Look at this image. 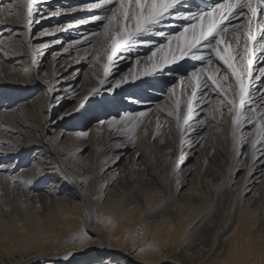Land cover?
<instances>
[{"label":"rangeland","instance_id":"1","mask_svg":"<svg viewBox=\"0 0 264 264\" xmlns=\"http://www.w3.org/2000/svg\"><path fill=\"white\" fill-rule=\"evenodd\" d=\"M92 2H95V0H54L56 4L51 9V2H49V12L42 16L43 20L39 23L40 26L35 30H31L28 37L20 34L15 37L14 42L7 45L10 49L12 48V53L15 48V51L20 50L24 55L29 50L35 52L36 60H38L41 49H44V51L42 58L39 59L43 66L35 77L31 75L29 70H17L9 63L0 62L1 66L12 72L13 89L11 93L16 98V102L9 109V115L5 116L6 123L19 130L22 128L27 130L30 137L40 134L39 126H42L41 123H43L42 130L45 134L48 133V130H52V136L59 135V143L76 154L73 163L77 180L78 178H88L93 174L94 147H96V144L92 146L89 137L77 140L68 137L66 133L71 131L68 130L67 132V126L64 125L63 127V124L69 123L68 120L81 123L85 115L73 120L71 119L73 115L64 114L71 112L80 102V99L93 88H100L101 91L90 100L84 109L86 112H91L94 108H105V102H113L110 101L109 96L118 90L108 92L107 87L115 80L127 77L129 82L124 85L130 86V89L125 92H118L113 103L123 99L125 101L117 105L113 114L110 110H107L106 113L98 111L96 115L92 116L90 123L94 125L100 119L119 120L121 116L128 113L144 112L146 114L140 119L138 125L131 128V130H129L130 125L126 124L114 126V132H117H115V137L109 143H107L109 138L105 141L101 135L96 141L97 145L99 144L98 146L103 148L100 151V156L105 158L108 164L115 161V176L112 184L108 185L107 190V196L110 197V200L116 202L121 199L123 194L129 196L132 189L137 186L142 193L152 195L153 200H161L167 204H173L177 201L185 209L192 210V214L194 213L191 218L193 219L192 223L190 224L187 221L186 224L190 225L181 228L183 229V236H187L190 244L194 247L198 243L204 245H209L215 241L221 243L233 231L238 221H240L241 228L243 226V229L250 231V234L253 235L256 232V218L259 217L260 208L262 207L264 211V157L262 159L263 163L260 164L261 170H259L257 183L255 182L254 185L249 187L248 184L253 180L248 177L251 168V159L248 153L251 137L242 148L243 155L236 158L232 152L230 125L227 117L224 119L218 117L217 120L211 119L212 110L218 104L214 94H211V97L197 96L193 99L194 118L190 121L191 127L185 126L187 133L182 148L179 140L180 134L176 128V120L174 117L167 115L168 112L174 111L177 99L181 100L182 109L186 110L187 98L192 95L193 88L190 73L195 68L206 67V73L220 75V73L215 72V67H221V65L216 62L213 65H207L206 62L186 58L178 63L168 65L163 71L157 72L155 75L141 76L139 80L133 82L131 77L149 63L148 57L151 56L152 52L159 45L167 43L166 38L168 35L181 29L184 22L174 20L165 23L167 25L164 24L158 29V31L164 33V36L146 35L130 50L123 53V57L126 59H121L119 56L120 60L114 58L116 63L110 65L107 83L101 86L99 81L105 79L104 64L107 62L106 57L100 54V50L106 47L103 44L104 36L102 34L98 35L90 44L81 43L76 45L74 43L75 41L82 42L85 36H91L93 33H102V22L92 21L91 16L93 14H85L86 11H89L85 10V5ZM201 3L198 0L195 1V5ZM205 7H202V9ZM94 15H103V13L100 12ZM84 20L89 22L82 23ZM12 22L18 23L20 21L12 20ZM43 32L48 34L41 35ZM56 33H60V36L56 37L62 39L57 46L58 48L75 44V49L64 55L62 61H55L56 63L52 66L50 64V51L53 46L51 42L58 39L50 41L49 35ZM26 44H29V49H25ZM98 56L99 59H97ZM81 58L85 59L86 64H80ZM116 65L118 67L114 70L113 66ZM260 67H264V63H259L254 67L253 78L259 76ZM206 77L207 75L204 76V79ZM54 80L57 82L64 80L65 87L50 98L54 100L57 97L58 101L55 104L59 103L58 106L52 109L50 101L46 102L49 94L48 88L49 86L53 87ZM37 82L42 85L37 87ZM60 83L59 89L62 88ZM259 84L260 89L263 88L264 85H261L260 81ZM225 86L227 85L225 84ZM260 89L257 88L256 93L253 95V102L258 107L262 100L260 99ZM205 91L210 90L206 89ZM129 97L132 98L131 101L128 99ZM147 103L150 106H145ZM61 115H64L63 119H59ZM205 118L208 119V123L203 127H199L198 121ZM157 123L160 124L159 128H157ZM192 129L197 131L193 132ZM250 130L251 126H248L246 131ZM114 132L112 131V134ZM5 133L6 141L8 138L12 139L8 137L11 136L9 132ZM201 138H203L202 141ZM26 142V140H22L23 145H26ZM105 147H108V149H104ZM181 156H185L186 161L182 164L180 170L174 174L173 179L176 184L180 185V190L178 196L173 198L170 186L171 177L168 171L180 161ZM36 167L34 164L28 169L35 176H38L40 172L36 171ZM108 178V175L101 177L103 181H107ZM27 194L17 186L10 198L17 200L19 205L22 203L20 206L22 209L29 202V205L36 207L37 215L42 219H45L47 214L52 213L53 205L51 204L50 194H47L46 191L38 192L33 197ZM0 197L6 199L5 195H0ZM65 197L67 201H70L69 196L64 195ZM25 201L27 202L23 204ZM73 203H76V201H73ZM70 204H72V199ZM129 207L133 206H127V208ZM226 208L231 213L228 221L222 219ZM27 209H31V207ZM159 212L160 205H154L149 210L147 218L157 219L159 218ZM133 216L137 219L138 213H134ZM90 219L87 227L92 229L95 227V219ZM145 225L144 220H142L134 226L136 239H141L147 234L149 229L144 230ZM260 235L264 241V227ZM197 257L198 259L201 258L199 255ZM211 259L214 263L217 261L216 258ZM73 261L77 260L69 259L66 264H72ZM177 262L175 260V263Z\"/></svg>","mask_w":264,"mask_h":264},{"label":"bare ground","instance_id":"2","mask_svg":"<svg viewBox=\"0 0 264 264\" xmlns=\"http://www.w3.org/2000/svg\"><path fill=\"white\" fill-rule=\"evenodd\" d=\"M195 1L183 0L180 11L185 12L190 9L196 12L197 6L202 9L212 3V0H198L202 3L195 5ZM49 2H51V7ZM55 4L54 0H33V16L30 23L27 16L28 0H0V6L5 8V12L0 14V62L9 63L17 70H29L33 77L39 74L43 66L39 59L42 58L44 49H41L38 60H36L35 52L29 50L24 55L20 50L15 51V48L12 53V48L10 49L7 45L14 42L15 37L20 34L28 37L31 30L40 26L39 23L43 20L42 16L49 12L48 8L51 9ZM100 12L91 10L86 11L85 14L94 15ZM12 20L20 22L13 23ZM174 20L177 19L169 18L165 23ZM237 22L233 21V23ZM56 36H60V33L50 34L49 40L58 39ZM61 40L51 42L53 44L50 51L52 66L56 63L55 61H62L64 55L75 49V44L58 48ZM29 48V44H26L25 49ZM76 59L78 60V58ZM80 60L82 62L80 64H86L84 58ZM259 63L264 62L256 61L254 67ZM219 65L223 67L222 64L219 63ZM117 67L118 65L113 66V69L116 70ZM11 73L0 65V195L6 196V199L0 197V264H66L69 259L77 260L72 264H264V241L260 235L264 227L262 207L259 217L256 218V232L253 235L250 234V231L243 229V226L241 228L240 221H238L233 231L221 243L216 241L209 245L198 243L194 247L190 244L187 236H183V229H181L192 223L193 219L191 218L194 213H191L192 210L185 209L176 199L173 204H167L161 200L156 201V199L153 200L152 195L142 193L140 188L135 186L129 196L123 194L121 199L116 202L110 200L107 190L115 176V161L108 164L105 158L100 156V151L103 148L98 146L96 141L102 136L105 141L109 138L107 142L109 143L117 131L114 132L115 128H110L107 123L112 120L111 118L100 119L94 125L90 123L92 116L96 115L98 111L106 113L107 110H110L113 114L117 105L125 101L123 99L113 103L115 95L118 92H125L130 89V86L123 84L117 92L111 94L109 99L113 102H105V108H94L91 112H86L83 109L79 113L72 114L71 119L73 120L85 115L81 123L68 120L69 123L63 124V127L67 126V132L68 130L73 132L66 133L68 137L76 140L89 137L92 146L96 144L93 174L88 178H78L77 180L73 163L76 154L59 143V135L52 136V130H48V133L45 134L42 130L44 125L41 123L42 126H39L40 136L36 134L30 137L27 130L23 128L19 130L6 123L5 116L9 115L10 107L16 102V98L11 93L13 89ZM59 82L62 85L61 89H59ZM255 83L260 89L259 81L257 80ZM40 85H42L40 82L36 83L37 87ZM52 85L53 87L49 86L48 88L49 94L46 103L51 101L53 109L59 104H55L58 98L55 97L54 100L50 98L54 97L59 90H63L65 84L64 80H60L55 81ZM106 98L108 99V96ZM145 106L150 105L147 103ZM259 107H264V100H261ZM118 131L120 132V129ZM5 132H9L11 136L8 137L12 139L8 138L6 141ZM81 132H87V136L78 135ZM23 139L27 141L26 145H23ZM104 149H108V147ZM248 153L251 159L249 170L251 175L248 172V177L253 179L248 184L250 187L257 181L259 170H261L260 164L264 159L258 152L257 160L253 162L250 146ZM185 161L186 159L180 160L168 171L171 177L170 186L173 198L178 196L180 190V185L176 184L173 177ZM34 164L37 166L36 171L40 172L38 176L28 169ZM103 175L109 176L107 181H103L104 178L101 179ZM17 186L27 192L30 197L42 191L50 194L53 205L52 213L50 212L51 214H47L46 218L42 219L38 217L36 207L29 205V202L26 203L27 201L23 203L26 205L22 209L20 207L22 203L19 205L17 200L10 198ZM64 195L69 196L70 201L72 199V204L67 201L66 197V199L64 198ZM157 204L160 205L159 218L148 219L149 210ZM130 205L133 207L127 208ZM28 207L31 209H27ZM84 212L85 214H83ZM136 212L138 213L137 219L133 216ZM230 216L231 213L226 208L222 219L228 221ZM90 218L95 219V227L92 229L87 227ZM142 220L146 224L144 230H149L141 239H136L133 229ZM187 221L190 224H186ZM82 234L91 237L83 247L80 245ZM94 236L97 237L94 238ZM68 253L71 255H66ZM198 255L201 257L200 259H198ZM211 258H216L217 261L214 263ZM175 260L178 262L175 263Z\"/></svg>","mask_w":264,"mask_h":264},{"label":"snow or ice","instance_id":"3","mask_svg":"<svg viewBox=\"0 0 264 264\" xmlns=\"http://www.w3.org/2000/svg\"><path fill=\"white\" fill-rule=\"evenodd\" d=\"M32 3L33 0H28L27 16L30 23L33 16ZM182 3L183 0H95L86 4L85 10H99L103 13V15L91 16L92 21L102 22V33H93L91 36H85L82 42L74 43L90 44L98 35L104 36L103 44L106 47L100 50V54L106 57L107 62L104 64L105 79L99 81V84L104 86L107 83L110 65L116 63L115 57L119 56L123 59V53L130 50L146 35L164 36V33L158 29L167 19L182 20L184 23L181 29L167 36V43L161 44L152 52L148 57L149 63L131 77L132 81L139 80L141 76L155 75L168 65L186 58L206 62L207 65H213L218 61L223 68L217 66L215 72L220 75L206 73L204 67L195 68L190 73L193 88L192 95L187 98L186 110L182 109L181 100L177 99L174 111L168 112L167 115L176 120L182 148L187 133L185 126L191 127L190 121L194 113L193 99L197 96L211 97L214 93L218 104L212 110L211 119L227 117L232 152L236 158L243 155L242 148L251 137V157L255 162L258 152L264 157V107H258L253 102V95L257 91L255 81L258 80L264 85V67L259 68V76L253 79L254 62H264V0H212V3L203 9L197 6L196 12L190 9L181 12ZM4 12L5 8L0 7V14ZM233 21L238 22L233 23ZM88 22V20L82 21V23ZM47 34V32L41 33V35ZM65 51L67 52V49ZM137 66L139 68V64ZM205 75L207 79H204ZM128 82L127 77H122L110 84L106 90L112 92ZM100 91V88L91 89L71 112L64 115L79 113ZM260 92V99L264 100V88H261ZM128 99L132 100L131 97ZM64 115L59 119H63ZM145 115L144 112L128 113L119 120L112 119L107 123L110 128L119 124L130 125L129 130H131ZM207 123L208 119L205 118L198 121V126L203 127ZM248 126H251L250 131H246ZM159 127L160 124L157 123V128ZM192 131L197 130L192 129ZM78 135L87 136V132ZM258 145L260 147H257ZM184 159L185 156L180 157L181 161ZM90 239L87 234H82L81 247Z\"/></svg>","mask_w":264,"mask_h":264}]
</instances>
